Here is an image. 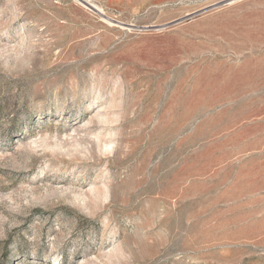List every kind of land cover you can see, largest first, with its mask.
<instances>
[{
    "label": "rangeland",
    "instance_id": "374dc122",
    "mask_svg": "<svg viewBox=\"0 0 264 264\" xmlns=\"http://www.w3.org/2000/svg\"><path fill=\"white\" fill-rule=\"evenodd\" d=\"M0 264H264V0H0Z\"/></svg>",
    "mask_w": 264,
    "mask_h": 264
}]
</instances>
